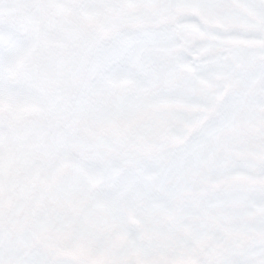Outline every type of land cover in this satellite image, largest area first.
Returning <instances> with one entry per match:
<instances>
[{"label": "snow or ice", "instance_id": "1", "mask_svg": "<svg viewBox=\"0 0 264 264\" xmlns=\"http://www.w3.org/2000/svg\"><path fill=\"white\" fill-rule=\"evenodd\" d=\"M0 264H264V0H0Z\"/></svg>", "mask_w": 264, "mask_h": 264}]
</instances>
